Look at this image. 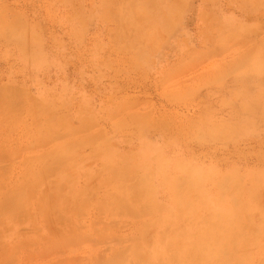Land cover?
I'll list each match as a JSON object with an SVG mask.
<instances>
[{"label":"rangeland","instance_id":"rangeland-1","mask_svg":"<svg viewBox=\"0 0 264 264\" xmlns=\"http://www.w3.org/2000/svg\"><path fill=\"white\" fill-rule=\"evenodd\" d=\"M0 264H264V0H0Z\"/></svg>","mask_w":264,"mask_h":264}]
</instances>
